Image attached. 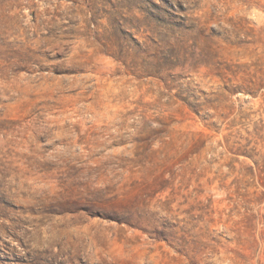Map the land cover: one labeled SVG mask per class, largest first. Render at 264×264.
Returning <instances> with one entry per match:
<instances>
[{
	"label": "rangeland",
	"instance_id": "obj_1",
	"mask_svg": "<svg viewBox=\"0 0 264 264\" xmlns=\"http://www.w3.org/2000/svg\"><path fill=\"white\" fill-rule=\"evenodd\" d=\"M0 264H264V0H0Z\"/></svg>",
	"mask_w": 264,
	"mask_h": 264
},
{
	"label": "trees",
	"instance_id": "obj_2",
	"mask_svg": "<svg viewBox=\"0 0 264 264\" xmlns=\"http://www.w3.org/2000/svg\"><path fill=\"white\" fill-rule=\"evenodd\" d=\"M259 87H263L262 83H258ZM237 90L241 91V92H245V93H251L253 96L254 95H257L256 94V90H254L253 88H245V87H239ZM189 106L193 107V104L188 101V98H183L181 97ZM197 114H198V111L197 110H194ZM209 126V125H208Z\"/></svg>",
	"mask_w": 264,
	"mask_h": 264
}]
</instances>
